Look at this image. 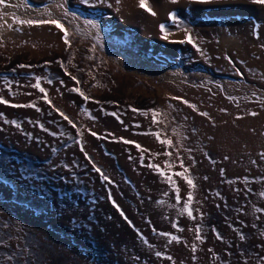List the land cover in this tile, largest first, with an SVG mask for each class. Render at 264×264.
Instances as JSON below:
<instances>
[{
    "label": "rangeland",
    "instance_id": "rangeland-1",
    "mask_svg": "<svg viewBox=\"0 0 264 264\" xmlns=\"http://www.w3.org/2000/svg\"><path fill=\"white\" fill-rule=\"evenodd\" d=\"M145 2L0 4V264H264V4Z\"/></svg>",
    "mask_w": 264,
    "mask_h": 264
},
{
    "label": "snow or ice",
    "instance_id": "snow-or-ice-1",
    "mask_svg": "<svg viewBox=\"0 0 264 264\" xmlns=\"http://www.w3.org/2000/svg\"><path fill=\"white\" fill-rule=\"evenodd\" d=\"M4 2H5V0H0V4H4ZM173 2H175V0H173ZM195 2H198V3H207L208 0H195ZM253 3H261V4H264V0H253ZM140 7L145 8V9L148 10V11H151L150 9L147 8V5H146L145 0H140ZM152 14L155 15V13H152ZM173 20H175V16H173ZM18 22H19L20 24H24V23H27V24H29V25L33 24V21H31V20H28V21L20 20V21H18ZM48 23H51V24L55 25V26H56L57 28H59L62 32H64L65 43H68V38H67V37H68V33H67L66 29H64L63 25H62L59 21H56V20L48 21ZM162 30H163V28H162ZM189 42H191V37H189ZM20 67H24V65H20ZM73 79H75V78L73 77ZM34 86L37 87V88H40L39 84H36V85H34ZM74 90H75V89H74ZM40 91H41V92H45V90H44L43 88H40ZM45 95H47L46 92H45ZM80 95L83 96L84 94L81 92ZM84 98H85V99H88L87 97H84ZM0 103H7V101L0 99ZM12 106H13V107H25V106H27V105H12ZM134 111H135V109H134ZM61 115H63V113H61ZM154 115H155V114H154ZM64 118H65V119H68L67 116H65ZM69 123H71V121H69ZM73 126L75 127V125H73ZM93 135H95V134L93 133ZM124 142H125V143H130L129 141H124ZM161 143H167V144L171 145V141H161ZM137 147H140V146L137 145ZM169 155H170V153H169ZM153 167H157V168H158V166H155V165H153ZM95 170H96L97 172H100V171H101L99 168H96ZM185 171H187V170H185ZM161 174H163V173H161ZM101 175L103 176V173H101ZM176 175H180V176H182V177L187 181V183H188L190 186L195 187L193 180L190 179L188 176H185L183 173H176ZM104 179H107V177H104ZM167 179H168L169 182L171 183V178L168 177ZM177 192H178V189H177ZM177 199H179V196H177ZM188 199H189V200L192 199L191 195L188 197ZM188 215H189V216H192V212H191V210L188 211ZM162 235H164V234L162 233ZM172 240H177V241H178V238L173 236V237H172ZM157 255H159V254H157ZM9 259H11V257H9ZM169 259H171V258L169 257Z\"/></svg>",
    "mask_w": 264,
    "mask_h": 264
}]
</instances>
